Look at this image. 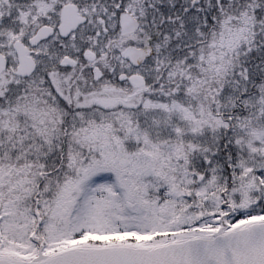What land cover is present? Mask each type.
I'll use <instances>...</instances> for the list:
<instances>
[{
	"label": "snow or ice",
	"instance_id": "snow-or-ice-1",
	"mask_svg": "<svg viewBox=\"0 0 264 264\" xmlns=\"http://www.w3.org/2000/svg\"><path fill=\"white\" fill-rule=\"evenodd\" d=\"M0 264H264V0H0Z\"/></svg>",
	"mask_w": 264,
	"mask_h": 264
}]
</instances>
